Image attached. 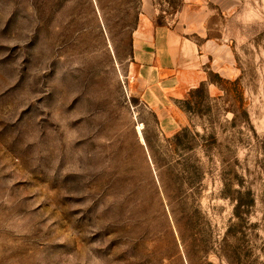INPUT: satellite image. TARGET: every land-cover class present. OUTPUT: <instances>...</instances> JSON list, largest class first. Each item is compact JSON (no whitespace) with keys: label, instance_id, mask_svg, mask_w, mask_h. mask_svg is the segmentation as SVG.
<instances>
[{"label":"rangeland","instance_id":"rangeland-1","mask_svg":"<svg viewBox=\"0 0 264 264\" xmlns=\"http://www.w3.org/2000/svg\"><path fill=\"white\" fill-rule=\"evenodd\" d=\"M222 5L236 75L168 131L130 87L142 0H0V264H264V0Z\"/></svg>","mask_w":264,"mask_h":264},{"label":"crops","instance_id":"crops-1","mask_svg":"<svg viewBox=\"0 0 264 264\" xmlns=\"http://www.w3.org/2000/svg\"><path fill=\"white\" fill-rule=\"evenodd\" d=\"M222 4L183 0L168 14L157 0H142L140 21L132 33L130 87L134 98L153 110L168 131L177 130L172 112L188 92L203 82L236 75L232 48L221 40Z\"/></svg>","mask_w":264,"mask_h":264}]
</instances>
